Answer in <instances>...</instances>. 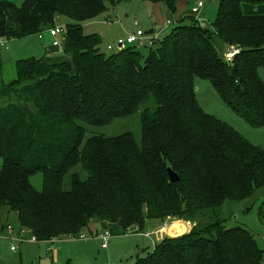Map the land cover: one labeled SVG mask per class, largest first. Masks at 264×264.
Masks as SVG:
<instances>
[{
  "label": "trees",
  "instance_id": "obj_1",
  "mask_svg": "<svg viewBox=\"0 0 264 264\" xmlns=\"http://www.w3.org/2000/svg\"><path fill=\"white\" fill-rule=\"evenodd\" d=\"M115 1L0 0L6 45L55 22L67 45L63 59L26 52L14 60V77L0 75V227L9 223L3 211L37 240L99 226L124 233L145 218L182 217L193 221L188 231L162 236L131 264H264V235L259 244L247 227L214 212L224 198L264 184V149L204 111L193 87L194 75L206 78L246 123L264 125L257 72L264 12L242 9L264 0H217L210 26L189 9L191 19L180 15L145 54L131 44L106 49L97 32L83 31L84 21ZM160 1L175 9V0ZM214 36L237 48L231 62ZM134 112L138 138L97 130ZM167 165L177 180H168ZM35 172L41 188L30 181ZM256 214L264 226V197Z\"/></svg>",
  "mask_w": 264,
  "mask_h": 264
},
{
  "label": "rangeland",
  "instance_id": "obj_2",
  "mask_svg": "<svg viewBox=\"0 0 264 264\" xmlns=\"http://www.w3.org/2000/svg\"><path fill=\"white\" fill-rule=\"evenodd\" d=\"M14 1L16 3H20L22 0ZM192 2L193 0H189L187 5L184 4V7H190ZM216 2L217 0H202V6L200 8L199 14L196 15L198 17H203L205 20V25L207 26H210L215 16ZM168 14L171 18V12ZM166 15L167 14L162 12L156 15L151 13L149 1L120 0L118 2L115 1L113 4L108 2L103 11L96 14L93 18L84 21L82 27L83 31L99 32L100 35H103L107 40L114 43L116 39L123 38L127 31L130 32L135 28L144 29L148 26H152V33L164 34L170 29L172 25L176 23V20H173L168 25H165V19L167 17ZM183 16L185 21L191 19V17L189 19V14H184ZM133 20H135L138 25L133 26ZM45 35L47 41H50L49 35ZM111 35L114 37H109ZM106 36H108V38ZM220 42L223 44L221 46V52L218 48L220 46ZM214 43L220 54L224 55L228 51L229 47L223 43V41L218 36H214ZM63 44L65 46V51H67V45H65V41H63ZM7 45L8 47L0 46V75L5 80H9L14 77L15 58L25 55L27 52V50L18 45V41L16 45L13 39L7 40ZM137 48L142 54H145L147 52L148 46L140 45L137 46ZM50 54H46V58L48 60H60L65 57L64 51H61L59 54L56 53L55 55L52 53ZM257 70L263 79L264 67H258ZM193 87L196 100L204 111L212 113L217 118L229 123L231 126L233 125L232 127L239 129V133H244L249 138L256 141L254 144L264 148V126L253 127L246 123L222 101L206 78L194 75ZM97 130L104 134H114L123 130H129L136 138H138V113L134 112L125 116L117 117L104 125L98 126ZM30 181L34 187L41 188V172H35L31 174ZM66 184L67 178L64 180V185ZM263 197L264 184L256 187L252 193L246 197L240 199L224 198V200L214 208L215 215L226 224L240 223L244 225L250 231H252L257 242L261 244L262 237L264 235V226L259 223L256 213L259 201ZM3 218L4 219H2V223L10 222L15 226L16 229L24 228L25 232L27 233L24 234V236H26L25 239L21 241L15 240L13 242L15 245V251L9 249L11 242L8 238H0V262L11 259L12 261H21V264L39 263L40 259L45 257L46 243L42 240H28L27 237L29 236L28 233H30V229L28 227L21 226L13 216V213L9 218L6 216ZM151 218H156L158 221H167L166 223H169L170 219H173L172 217L168 216H164L163 218ZM3 220L5 221L3 222ZM152 223L155 222L152 221ZM166 223H163L159 227L157 233L159 232V234L161 233L162 235L172 234L183 230H179L178 227L174 225H172V227H165L168 225ZM99 228L101 227L99 226ZM98 229L94 230V227H91L89 230L83 228L81 231H79V233L57 235L52 237L55 240L57 239L54 241V249L51 252L52 264H64L65 262H67L66 264H110L111 262L114 264H131L135 257L145 255L151 250V240L156 237V231L152 230L151 226L148 225L147 221L145 222L144 220L141 226L137 227L135 230H128L124 233H110L107 246L100 247V241L95 234L96 231L98 232ZM82 233L85 235L80 237L79 235Z\"/></svg>",
  "mask_w": 264,
  "mask_h": 264
},
{
  "label": "crops",
  "instance_id": "obj_3",
  "mask_svg": "<svg viewBox=\"0 0 264 264\" xmlns=\"http://www.w3.org/2000/svg\"><path fill=\"white\" fill-rule=\"evenodd\" d=\"M120 1V0H118ZM117 1V2H118ZM143 1V0H141ZM147 1V0H145ZM189 0H175V9L173 11L169 10L168 7L166 6V4L163 2V1H149V5H150V9H151V13H153L154 15L156 14H160L161 12L164 13V14H167L166 16V19H169L170 22H172L173 20H178L179 16L180 15H184V14H189V7L187 8V6L184 7V4L187 5ZM113 4V3H112ZM202 6V5H201ZM200 6V8H201ZM200 8L197 12V14H199V11H200ZM242 9L244 12H264V4H260V5H256V6H253L251 4H242ZM172 14V17L170 18V15L168 13ZM152 16V15H151ZM203 18V17H202ZM165 19V21H166ZM132 25L133 26H136L138 25V23L136 22L135 24H133V21H132ZM166 25V23H165ZM168 25V24H167ZM148 26V25H146ZM152 26H148L147 28H144L143 30L145 31H150L152 30ZM128 32V31H127ZM126 32V33H127ZM99 35L100 33L97 32ZM46 35L44 34L43 37H39L37 33L35 34H29V35H26V36H23V37H19V38H15L13 39V41L16 43L17 45V41H18V45L20 47H23L25 50H27V52H31V53H35V54H42V55H45L46 54H50L52 53L53 55H55L56 53H61V52H56L54 53V47L51 46L50 44V41H47ZM50 37V36H49ZM101 37V40H102V45L104 46L105 48V44L106 43H112L111 41L107 40L103 35H100ZM108 38V36H106ZM111 38H113L114 36L111 35L109 36ZM224 43V42H223ZM62 47L64 48V44H63V39H62V43H61ZM66 45V44H65ZM223 44L220 42V46L218 47L220 52H221V46ZM228 46V45H227ZM51 55V54H50ZM65 55V54H64ZM222 55V54H221ZM258 72V70H257ZM258 75L259 77L261 78L262 76L259 74L258 72ZM262 79V78H261ZM264 80V78L262 79ZM229 124V123H228ZM233 126V125H232ZM264 126V125H263ZM259 127H262V126H259ZM235 129V127H233ZM236 130L238 131L239 129L236 128ZM239 132V131H238ZM241 132V131H240ZM242 134L244 137H246L247 139H249L250 142L252 143H255L256 141L254 139H251L249 138L247 135H245L244 133H240ZM262 147V146H261ZM263 148V147H262ZM264 149V148H263ZM6 216V213L5 211H3L2 213V219H4L3 217ZM152 219V220H151ZM156 218H145V222L147 221L148 225L151 226V229L156 231V237L154 239L151 240L152 242V245L158 241L162 236L166 235V236H175V235H178V234H181V233H184L186 231H188L191 227H192V221L187 219V218H175L173 217V219H170V222L169 223H166L167 221H158L157 219L155 220ZM5 220H3L4 222ZM11 221V220H10ZM155 222V223H152ZM14 223V222H13ZM163 223H166L168 224L167 226L165 227H169L172 225L174 226H177L178 229H183V230H180V232H175V233H172V234H159V232L157 233L159 227L163 224ZM15 224V223H14ZM164 227V229H165ZM101 230V229H100ZM98 230V232L100 231ZM177 230V229H176ZM175 230V231H176ZM172 231V230H171ZM98 232H95L96 236H97V233ZM170 232V231H169ZM3 239V237H1ZM6 238V237H4ZM98 238V236H97ZM7 239V238H6ZM99 239V238H98ZM57 240V239H56ZM54 240V241H56ZM9 241V240H8ZM37 241V240H35ZM40 241V240H38ZM44 241L46 244H45V251H46V254H45V257L44 258H41L40 259V262L41 264H51L52 262V250L54 249V241H53V244H52V248L49 250L46 249L47 247V244L48 242L46 240H42ZM107 246V245H106ZM9 249H10V246H9ZM11 250V249H10ZM12 251H15V250H12ZM0 264H21V261H12L11 259L10 260H5L4 262H0ZM56 264V263H55ZM63 264V263H62Z\"/></svg>",
  "mask_w": 264,
  "mask_h": 264
},
{
  "label": "built area",
  "instance_id": "obj_4",
  "mask_svg": "<svg viewBox=\"0 0 264 264\" xmlns=\"http://www.w3.org/2000/svg\"><path fill=\"white\" fill-rule=\"evenodd\" d=\"M202 5V0H194L192 5L190 6V11L196 16L197 12ZM196 19L198 20L200 25H205V20L202 17L196 16ZM135 20H133V24H135ZM166 25L171 23L169 19H166L165 21ZM39 37H43L44 34H48L50 36V44L51 46L54 47V53L56 52H61L62 51V39H63V25L62 23L55 22L54 24L46 27L43 30H40L37 32ZM159 35V33H152V31H145L140 28H135L130 32H127L123 38H118L114 43H106L105 48L106 49H112V48H120L121 46L125 44H131L134 46H140V45H146L149 46L153 44L154 40L156 37ZM6 40L0 37V46H5ZM228 51L222 55L223 59L226 62H231L233 54L236 52L237 48L234 47L233 45H228ZM27 233L25 232L24 228H19L16 229L15 226L12 223H7L5 224V227L1 228L0 227V238L1 237H6L10 240V249L15 250V245L13 242L16 241H21L26 238L24 234ZM85 234H80V237H83ZM97 236L99 238V246L100 247H106L108 238L110 236V233L107 229H102L97 233ZM28 240L30 241H35L37 238L33 234H29L27 237ZM55 239L49 238L46 241L48 242L46 249L50 250L52 248L53 241ZM110 264H114L111 262Z\"/></svg>",
  "mask_w": 264,
  "mask_h": 264
},
{
  "label": "water",
  "instance_id": "obj_5",
  "mask_svg": "<svg viewBox=\"0 0 264 264\" xmlns=\"http://www.w3.org/2000/svg\"><path fill=\"white\" fill-rule=\"evenodd\" d=\"M166 174L168 176V180L170 181H175L178 179V174L168 165L166 166Z\"/></svg>",
  "mask_w": 264,
  "mask_h": 264
}]
</instances>
